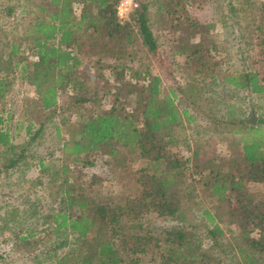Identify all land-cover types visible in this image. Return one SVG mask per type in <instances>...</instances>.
Returning <instances> with one entry per match:
<instances>
[{
	"label": "trees",
	"instance_id": "obj_1",
	"mask_svg": "<svg viewBox=\"0 0 264 264\" xmlns=\"http://www.w3.org/2000/svg\"><path fill=\"white\" fill-rule=\"evenodd\" d=\"M119 2L0 4V19L14 20L12 26L0 24V100L11 92L17 74L33 88L41 110L86 111L46 186L47 209L40 213L35 204L16 212L14 224H5L8 233L0 234V248L31 253L68 230L83 249L73 264H224L185 224L186 208L199 201L208 207L202 215L212 229L219 230L217 219L235 227L243 264H264V200L251 191L252 185H264V137L253 140L250 133L240 146L203 154L178 123L175 91L165 94L153 70L151 60H163L149 25L152 6L157 30L173 54L184 58L186 74L262 94L264 0H243L251 12L246 14L249 65L233 73L206 15L213 0H136L125 19L117 15ZM227 4L232 11L230 0ZM190 7L203 13L191 14ZM181 115L189 124L195 121L188 110ZM4 122L0 115V147L12 149L14 135ZM179 148L184 158L177 156ZM135 155L142 163L137 192L100 199L96 192L105 177L100 168L111 171L106 179L116 178ZM15 164L10 161L7 168ZM39 167L44 168L43 160ZM152 216L175 224L155 236L145 226ZM214 230L209 231L213 239ZM71 262L63 257L53 264Z\"/></svg>",
	"mask_w": 264,
	"mask_h": 264
},
{
	"label": "rangeland",
	"instance_id": "obj_2",
	"mask_svg": "<svg viewBox=\"0 0 264 264\" xmlns=\"http://www.w3.org/2000/svg\"><path fill=\"white\" fill-rule=\"evenodd\" d=\"M4 1L0 0V4ZM230 2L232 11L227 4L228 0H213V6L207 10L206 15L215 27L214 33L221 48L229 54V57L225 56L231 66L228 73H233L249 65V53H246L249 38L246 14L250 15L251 12L243 0ZM189 12L194 15L203 13L196 11L194 7H190ZM5 21L11 26L14 23L11 18H2L0 24ZM157 21L154 8L150 6L149 25L159 43V58L163 60L159 63L158 59H152L151 64L154 72L162 79V91L166 94L172 89L176 93L174 110L178 123L184 127L183 134L192 143L197 142L203 154L224 151L232 145L240 146L243 136L250 133L253 140L264 137V93L252 94L233 89L221 80L213 84L186 74L183 70L184 58L173 54L164 34L157 30ZM12 79L11 92L0 100V115L5 121L3 128L8 127L10 134L14 135L11 139L12 149L0 147V234L8 233L5 226L14 224L12 220H15L16 212L20 214L35 204L39 206L40 213L47 209L50 200L46 186L50 176L56 174L61 164L63 144L74 136L78 120L86 112L84 109L77 111L73 108L63 111V95L59 98L62 110L57 108L53 113L43 111L33 88L22 84L17 74ZM183 110H188L195 121L187 123L181 115ZM251 116L256 118L254 124L248 122ZM29 126L31 128L28 130ZM255 130L259 132L256 134ZM245 140L248 141L247 138ZM179 150L177 156L184 158L183 149ZM39 160H43L44 168L39 167ZM10 161H16V164L8 169ZM113 167L110 166L109 169ZM141 167L142 163L135 155L133 161L127 163L116 178L106 179L112 176L111 171L100 168V173L105 177L100 175L101 186L96 194L102 199L137 192L135 179ZM114 170L116 172L115 167ZM251 189L257 198L264 200V185L255 184ZM206 208L208 207L199 201L187 207L185 224L198 236L202 247L211 249V253L224 264H243L235 248V227L224 219H217L219 230L215 231L202 215ZM146 222L145 226L155 236L175 224L153 216ZM210 230L215 231L214 239L209 235ZM81 248V240L77 234L67 230L53 237L41 249L33 248L31 253H18L1 247L4 259L0 264H53L63 257L73 260L70 263L73 264L77 260L76 255L83 250Z\"/></svg>",
	"mask_w": 264,
	"mask_h": 264
},
{
	"label": "built area",
	"instance_id": "obj_3",
	"mask_svg": "<svg viewBox=\"0 0 264 264\" xmlns=\"http://www.w3.org/2000/svg\"><path fill=\"white\" fill-rule=\"evenodd\" d=\"M137 7L136 0H120L117 6V15L120 19L127 18L130 10Z\"/></svg>",
	"mask_w": 264,
	"mask_h": 264
},
{
	"label": "water",
	"instance_id": "obj_4",
	"mask_svg": "<svg viewBox=\"0 0 264 264\" xmlns=\"http://www.w3.org/2000/svg\"><path fill=\"white\" fill-rule=\"evenodd\" d=\"M255 119H256V118H255L254 116H251V118L249 119L248 122H249L250 124H254Z\"/></svg>",
	"mask_w": 264,
	"mask_h": 264
},
{
	"label": "crops",
	"instance_id": "obj_5",
	"mask_svg": "<svg viewBox=\"0 0 264 264\" xmlns=\"http://www.w3.org/2000/svg\"><path fill=\"white\" fill-rule=\"evenodd\" d=\"M252 94H254V93H252Z\"/></svg>",
	"mask_w": 264,
	"mask_h": 264
}]
</instances>
